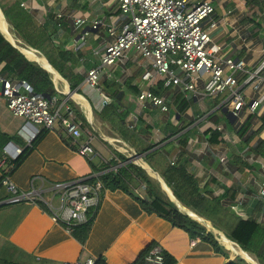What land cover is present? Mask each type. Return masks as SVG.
<instances>
[{
    "label": "crops",
    "instance_id": "obj_1",
    "mask_svg": "<svg viewBox=\"0 0 264 264\" xmlns=\"http://www.w3.org/2000/svg\"><path fill=\"white\" fill-rule=\"evenodd\" d=\"M18 1L20 5H25L22 7L31 15L36 27L44 30L49 37V45L68 53L69 59L65 64L69 68L68 74L82 78L81 83L73 89L70 79L51 64L41 50L26 43L13 29L1 7L0 30L30 61L50 73L57 92L53 97L54 109L64 114L69 107L80 122L82 118L86 121V128L96 136V155L87 157L78 153L72 138L59 124L55 129L45 131L38 144L9 174L20 192L29 195V198L10 202L14 195L0 183V248H5L4 254L8 256L10 253L13 259L34 264H63L88 257L102 258L107 264H133L151 245L157 244L176 259L175 264H230L237 258H242L247 264H260L254 256L229 240L224 231L215 228L210 219L198 215L183 203L180 206L171 196L174 193L164 178L150 167L144 156L129 157V160L144 168L153 182L158 181L183 213L198 221L203 218L210 222L212 228L205 227L226 248V254L216 252L210 243L200 237L192 238L184 229L171 225L156 213L146 211L139 200L145 198L146 186L135 176L129 184V191L108 188L101 206L91 215L85 242L69 234L62 224L53 220L52 208H60L64 201L61 190L55 185L77 179L93 182L105 172L117 170L118 166L104 168L115 158L111 140L121 139L127 143L102 118V96L86 81L88 71L100 66L101 56L113 40L107 30L108 25L118 17V3L116 0ZM199 1H209L215 8L217 25L210 31L208 47H219L217 57L243 62L245 69L234 74L238 88L248 101L259 99L264 93V79L249 82L247 79L249 73L264 64V0ZM59 14L63 16L58 17ZM75 17H85L88 21L76 28ZM98 19L104 25L96 29L93 21ZM3 67L4 64H0V71ZM149 67V61L132 48L126 59L106 67L101 75V87L110 103L119 102L126 114V126L138 125L135 131L140 132L147 143L162 148L170 162L174 160L176 164L185 166L198 180L202 194L220 198L223 207L242 218L257 220L264 228V195L260 193L264 186V103L255 113H251L247 105L244 106L239 117L233 121L225 112L228 95L197 97L187 92L186 95L181 93L178 99L176 97L180 92L164 91L144 79ZM225 71L226 74L232 73L228 68ZM260 74L264 76V67ZM256 83L260 84L257 89ZM204 87L205 83L201 81L199 90ZM150 89L167 96L173 104L169 113L161 111L151 102L143 105L137 101L139 93ZM182 99H187L190 106L180 112L178 104ZM222 116L229 123L223 122ZM24 122V118L10 112L6 100L0 97V161L9 142H5L2 134L12 137L10 141L21 147L29 146L19 134ZM210 123L225 126L231 139L212 143V131L207 129ZM222 156L226 157V162L220 160ZM8 165L0 168V180L3 172L11 169ZM225 239L234 244L239 252L224 242Z\"/></svg>",
    "mask_w": 264,
    "mask_h": 264
},
{
    "label": "built area",
    "instance_id": "obj_2",
    "mask_svg": "<svg viewBox=\"0 0 264 264\" xmlns=\"http://www.w3.org/2000/svg\"><path fill=\"white\" fill-rule=\"evenodd\" d=\"M118 3V17L108 25V31L113 40L106 46L100 66L91 68L86 77L87 83L97 89L102 96L101 106L105 107L110 99L105 95L100 78L105 68L127 58V53L134 48L150 63L144 73V79L153 82L156 88L174 93L192 92L195 96H212L228 92V109L238 118L244 106H248L251 113L257 112L264 103V93L259 99L247 100L238 88L235 72L244 70L243 62L232 58L217 57L218 46L209 48L210 31L217 25L214 19L215 8L209 1L199 0H116ZM21 6H25L23 3ZM59 14L58 17H62ZM88 21L85 17H75L76 28L82 27ZM104 25L102 20H94L93 27L98 29ZM263 66L249 73L247 82L261 76ZM226 68L232 71L226 74ZM204 81L205 87L199 90V84ZM0 97L6 100L10 112L24 118L25 122L19 134L27 144L31 145L42 129H55L60 125L72 138L75 149L81 155L91 157L96 155L94 141L96 136L89 129L82 128L72 109L66 108L62 114L54 109L55 99H48L33 92L32 86L26 80L4 77L0 72ZM256 89L260 87L255 84ZM140 104L151 102L163 112L169 113L172 103L167 96L156 94L152 89L142 91L137 97ZM129 129L137 130L138 125L129 124ZM210 131L221 133L223 138L230 140L231 135L222 124L210 123ZM159 134V130H156ZM162 138L159 139V141ZM264 140V133H263ZM115 150L135 157L136 152L123 140H111ZM23 148L13 141L4 147V158L0 161V168H4L8 161H13L22 153ZM226 162V157H220ZM175 165L174 160L171 161ZM2 185L14 196L12 203L20 202L29 195L21 193L18 186L9 175L3 176ZM56 189L61 190L64 198L60 208H52V218L62 224L69 234H73L77 226L88 223L91 215L101 206L108 188L101 179L89 182L86 179L58 183ZM260 193L264 195V186ZM164 256L159 245L150 248L145 256L144 264H163ZM63 264H97V259L88 257L85 260L66 261Z\"/></svg>",
    "mask_w": 264,
    "mask_h": 264
},
{
    "label": "trees",
    "instance_id": "obj_3",
    "mask_svg": "<svg viewBox=\"0 0 264 264\" xmlns=\"http://www.w3.org/2000/svg\"><path fill=\"white\" fill-rule=\"evenodd\" d=\"M0 7L6 18L11 23L13 29L34 48L41 50L57 69L60 70L71 81V87L77 88L82 78L74 75L71 77L68 72L69 68L65 66L68 61V53L60 51L49 45V37L32 21L31 15L23 9L18 0H0ZM56 54V55H55ZM64 60V62L62 61ZM4 64L0 71L4 77L26 80L33 88L36 94H48L53 98L56 95V89L50 73L36 63L30 61L23 52L14 46L0 30V64ZM161 88V87H160ZM158 93V92H155ZM117 93H115L116 95ZM181 98V93L177 95ZM190 106L187 99H182L178 107L180 112ZM101 116L108 121L113 128L136 152L137 155H144V160L150 167L160 174L167 185L171 188L174 195L187 207L191 208L198 215L210 219L213 226L225 232L226 237L237 243L244 251L254 256L260 264H264V228L253 218H242L234 214L230 209L221 205L220 198L208 197L202 194L198 180L191 174L188 169L181 165H172L168 160L166 153L162 148H157L156 144L152 145L145 141L140 132L131 130L126 126V114L121 110L119 102L114 101L106 105L101 111ZM82 128L85 129L88 124L82 118ZM42 129L31 145L22 147L23 151L13 161H8L10 170H5L3 176L9 175L10 172L20 165L26 155L35 147L43 138L45 131ZM5 142L10 141L12 137L2 134ZM212 143L224 142L221 133L212 132L210 137ZM115 158L105 165V169L112 166H118L117 170H109L100 176L105 186L111 190L123 189L129 191L130 183L137 177L139 181L145 184L146 196L139 199L150 213L168 220L171 225L184 229L192 238L200 237L202 240L210 243L216 252L226 254V248L217 240L214 233L188 214L183 213L177 204L163 192L156 183L152 181L146 170L140 165L129 160L125 154L115 150ZM122 162H126L121 165ZM2 178L0 183L2 184ZM91 220L88 223L79 225L74 230V235L81 241L85 242L89 234ZM151 245L140 258L133 264H144L145 256L150 250ZM164 263L175 264L176 259L166 251H163ZM242 258L230 264H241ZM0 264H34L10 259L0 255ZM97 264H107L102 258L97 259Z\"/></svg>",
    "mask_w": 264,
    "mask_h": 264
},
{
    "label": "rangeland",
    "instance_id": "obj_4",
    "mask_svg": "<svg viewBox=\"0 0 264 264\" xmlns=\"http://www.w3.org/2000/svg\"><path fill=\"white\" fill-rule=\"evenodd\" d=\"M108 31V30H107ZM223 95H225V96H227L228 94H227V92H225ZM206 97H212V96H206ZM223 117V122H227V123H229L228 122V120H227V118L225 117V116H222ZM157 185H158V187L161 189V190H163V192H165V190L161 187V185L158 183V181H154ZM171 190V189H170ZM171 192H172V190H171ZM166 193V192H165ZM172 194H173V192H172ZM175 196V195H174ZM176 199V202L181 206H183V204H182V202L177 198V197H175ZM189 210H191V209H189ZM201 221H199L200 223H202L204 226H206L207 228H212V225H211V223L210 222H207V221H205L203 218H201L200 219ZM4 247H3V249H1L0 248V255H2V257L4 256V257H6V258H10V259H12V256H13V254H10L9 253V255L7 256V255H5L4 254ZM6 250H7V248H6ZM15 258V257H14ZM240 263L241 264H247L245 261H240Z\"/></svg>",
    "mask_w": 264,
    "mask_h": 264
},
{
    "label": "water",
    "instance_id": "obj_5",
    "mask_svg": "<svg viewBox=\"0 0 264 264\" xmlns=\"http://www.w3.org/2000/svg\"><path fill=\"white\" fill-rule=\"evenodd\" d=\"M43 96L46 97V98H48V99H51V96L48 95V94H44ZM225 112L227 113V115H228V117H229L230 119H233V121H236V117L233 116L232 112H231L228 108L225 109ZM144 155H145V154H142V155H136V156L133 157L132 159L139 158V157L142 158ZM190 216H191V215H190Z\"/></svg>",
    "mask_w": 264,
    "mask_h": 264
},
{
    "label": "bare ground",
    "instance_id": "obj_6",
    "mask_svg": "<svg viewBox=\"0 0 264 264\" xmlns=\"http://www.w3.org/2000/svg\"><path fill=\"white\" fill-rule=\"evenodd\" d=\"M1 13V12H0ZM1 15V14H0ZM3 24H4V22H3ZM148 166V165H147ZM163 187L168 191V189L164 186V184H163ZM169 192V191H168ZM169 195H171V194H169ZM174 199H175V197L173 196V195H171ZM191 214H193V213H191ZM195 216V215H194ZM224 242H226L234 251H237V252H239V250H238V248L236 247V246H234V244H232V243H230V242H228L226 239H225V241Z\"/></svg>",
    "mask_w": 264,
    "mask_h": 264
}]
</instances>
